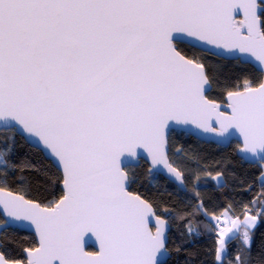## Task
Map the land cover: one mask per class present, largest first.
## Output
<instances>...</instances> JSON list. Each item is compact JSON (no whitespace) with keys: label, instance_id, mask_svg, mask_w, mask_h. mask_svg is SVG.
Returning a JSON list of instances; mask_svg holds the SVG:
<instances>
[{"label":"snow or ice","instance_id":"obj_1","mask_svg":"<svg viewBox=\"0 0 264 264\" xmlns=\"http://www.w3.org/2000/svg\"><path fill=\"white\" fill-rule=\"evenodd\" d=\"M185 36L233 56L248 54L261 78L221 82L180 50ZM214 86L219 99L210 96ZM173 123L224 138L238 132L241 159L264 162V0H0V133L13 134L6 145L17 133L30 144L37 138L33 146H43L58 172L17 164L10 148L0 150L2 212L30 221L39 238L24 249V261L0 252V264H167L168 222L158 213L168 215L169 208L134 193L128 169L143 149L182 191L188 180H199V165L169 162ZM182 155L181 147L174 157ZM27 171L47 178L46 204L7 190L10 178L27 183ZM213 180L225 186L221 173ZM259 180L264 189V167ZM244 211L241 220L228 197L220 215L209 217L202 202L195 205L217 237L215 264H253L264 199L254 198ZM9 227L5 219L0 232ZM185 232L200 235L190 221ZM88 233L99 243L95 251L85 250Z\"/></svg>","mask_w":264,"mask_h":264},{"label":"trees","instance_id":"obj_2","mask_svg":"<svg viewBox=\"0 0 264 264\" xmlns=\"http://www.w3.org/2000/svg\"><path fill=\"white\" fill-rule=\"evenodd\" d=\"M180 50L187 53L189 57L195 56L206 65V70L210 74H215L222 82L224 80H235L248 76L253 79H260L261 73L250 64L242 63L239 59H225L205 53L185 44L178 43ZM210 96L219 99L220 92L215 86ZM12 133H0V150L11 149L10 159L17 164L21 161H31L32 164L47 167L49 174L53 177L58 175L57 169L47 160L43 154L29 146L23 138L15 135L14 143L9 140L5 144V137L12 136ZM168 155L169 162L175 158L190 169L200 168V178L187 181L188 187L185 192L181 191L174 184L170 183L157 174L149 173V166L140 161L138 166L129 167L130 173H134L131 190L140 194L142 198L155 201L158 205L169 208V214L159 212L163 219L168 222V248L169 258L167 264H215V248L217 247L214 234H210L205 228L208 217L198 212H193L196 204L203 203L204 207L212 215H220V207L225 202V197L230 198L236 207V215L242 219L244 217V205L249 204L254 198L264 199V189L260 187L259 177L264 163L248 164L238 156L240 145L232 141L226 147L217 146L213 143H205L186 135L185 133L172 131L169 135ZM183 148L181 157H174L178 148ZM174 166H176L174 164ZM205 172L211 173L206 175ZM221 173L225 181L224 187H217L213 177ZM19 172L12 173V176ZM29 180L21 184L17 180L9 179L7 190L18 195H24L25 199H33L42 204H46L48 199H52L49 192L52 191L47 178L38 172L27 171L24 173ZM197 187L194 189L193 185ZM251 185L250 190H246ZM57 197L61 193V185L55 188ZM195 192H199L197 198ZM253 213L258 211L252 205ZM200 232L199 236H188L185 227L188 222ZM3 219L0 215V224ZM238 241L228 245L229 259L235 255V247ZM0 252L11 261L25 260L24 249L37 246L33 235L8 229L0 235ZM177 247L180 251H176ZM87 251H94L88 248ZM253 264L264 258V226L256 230L255 242L252 246Z\"/></svg>","mask_w":264,"mask_h":264},{"label":"water","instance_id":"obj_3","mask_svg":"<svg viewBox=\"0 0 264 264\" xmlns=\"http://www.w3.org/2000/svg\"><path fill=\"white\" fill-rule=\"evenodd\" d=\"M236 19L237 20L243 19V14L241 13L239 16L236 17ZM177 43L188 45L192 48H195V49L200 50V51L205 52V53H210L213 56L218 57V58L239 59L242 63L250 64L252 67H254L253 63H250L248 61V58H247L248 54L237 53L235 56H233L231 54H228L223 49H217L213 45H205V44H203V42L193 41V38L186 37V36L183 37L182 40L177 41ZM227 111H230V109H228ZM214 126L217 129L219 128V125H214ZM171 127H172V130L168 132V138H169V135L172 131H178V132L185 133L186 135H189V136L193 137L194 139L199 140L201 142H205V143L211 142L217 146L226 147L230 142L235 141L240 145V147H242V138L240 137L238 132H235L232 136H227V134H225L226 138H224V137H220L218 135V132H204L203 129L196 128L195 125H191V124H189V125H176L175 123H173ZM230 131H233V130H230ZM17 135H19L21 138L24 139L25 134L17 133ZM24 141H25V139H24ZM36 141H37V138H33L32 144H30V143H27V144L29 146H31L32 148L39 150L43 154V156L47 160H49L51 162V164L57 169V166H55V162L48 155V152L43 149L42 145L37 144L36 146H33V144H36ZM165 150L168 153V150H169L168 144L166 145ZM137 151L142 154L143 158L139 159V160H137L136 158H133L130 162L129 167L138 166L140 161H143L149 166V173L150 174H156V169H159L160 171H159L158 175H160L161 177H163L164 179H166L170 183L174 184L176 187H178L181 190L179 182L174 180V178L171 176V174L168 173L167 169L164 168L163 165H153L151 162V157L148 156V154L145 150L137 149ZM237 153H238V156L241 158V156L243 154L240 153L239 151ZM243 161L245 163H248V164L264 163V162H261L258 160L254 163L247 162L246 160H243ZM61 188H62V185H61ZM183 192H185V191H183ZM16 195H18V194H16ZM0 215L3 219V222L5 219H9L10 227L7 228V230L8 229H15V230H19V231L31 234L34 236L36 244L38 245V239L39 238H38V235L36 234L34 225H32L30 221H13V220H11V218H7L6 214H4L2 212V206H0ZM2 225H3V223L0 224V226H2ZM168 229H169V225H168ZM1 233L2 232H0V235H1ZM84 247H85L86 251L88 248H92L94 251L98 249L99 243H98V241H96L95 236H93L91 233H88L85 235ZM24 256L26 257L25 252H24Z\"/></svg>","mask_w":264,"mask_h":264},{"label":"rangeland","instance_id":"obj_4","mask_svg":"<svg viewBox=\"0 0 264 264\" xmlns=\"http://www.w3.org/2000/svg\"><path fill=\"white\" fill-rule=\"evenodd\" d=\"M216 182V181H215ZM244 218V217H243ZM243 218L241 220H243Z\"/></svg>","mask_w":264,"mask_h":264},{"label":"built area","instance_id":"obj_5","mask_svg":"<svg viewBox=\"0 0 264 264\" xmlns=\"http://www.w3.org/2000/svg\"><path fill=\"white\" fill-rule=\"evenodd\" d=\"M244 214H245V211H244Z\"/></svg>","mask_w":264,"mask_h":264},{"label":"crops","instance_id":"obj_6","mask_svg":"<svg viewBox=\"0 0 264 264\" xmlns=\"http://www.w3.org/2000/svg\"><path fill=\"white\" fill-rule=\"evenodd\" d=\"M260 181V180H259Z\"/></svg>","mask_w":264,"mask_h":264}]
</instances>
